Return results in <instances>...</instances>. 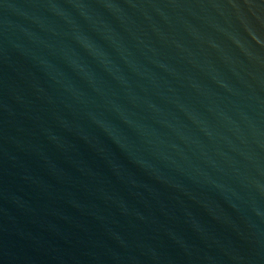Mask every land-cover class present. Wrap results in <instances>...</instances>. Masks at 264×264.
I'll use <instances>...</instances> for the list:
<instances>
[{
    "label": "water",
    "instance_id": "water-1",
    "mask_svg": "<svg viewBox=\"0 0 264 264\" xmlns=\"http://www.w3.org/2000/svg\"><path fill=\"white\" fill-rule=\"evenodd\" d=\"M0 264H264V0H0Z\"/></svg>",
    "mask_w": 264,
    "mask_h": 264
}]
</instances>
